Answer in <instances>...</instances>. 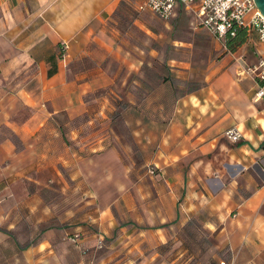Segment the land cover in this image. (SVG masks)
<instances>
[{"label":"crops","instance_id":"0c3cea01","mask_svg":"<svg viewBox=\"0 0 264 264\" xmlns=\"http://www.w3.org/2000/svg\"><path fill=\"white\" fill-rule=\"evenodd\" d=\"M145 1L0 0V229L24 264H175L161 248L194 219L210 246L184 264H264V80L247 71L264 42L212 58L195 4L162 20ZM147 57L169 73L136 104L117 60ZM124 113L141 119L125 148Z\"/></svg>","mask_w":264,"mask_h":264},{"label":"rangeland","instance_id":"374dc122","mask_svg":"<svg viewBox=\"0 0 264 264\" xmlns=\"http://www.w3.org/2000/svg\"><path fill=\"white\" fill-rule=\"evenodd\" d=\"M250 16H251V12L246 13L244 15V20L246 22L249 21ZM118 24L120 29L130 32V34L138 30L137 25L133 24L132 21L130 20L129 14L121 15ZM195 25L198 28H200L201 31L207 34L204 27L201 26V24H198V22H196ZM156 29H162V27L157 23ZM251 31L252 30H250V33ZM199 36L200 39L203 40L202 36L201 35ZM207 36H209V38L206 39L205 41L211 51L212 58L221 56L222 52H224L226 49L224 41L216 38L215 36H212L209 33L207 34ZM177 37L191 38L188 35L187 36L180 35ZM130 41L135 43L137 40L130 38ZM146 41L149 42L150 38H147ZM206 54L207 53L204 52V55H202L201 51L196 50L194 58L196 61L201 62V60H204L205 58L204 56H206ZM206 57H208V54ZM160 62L161 61L158 59L154 61V60H150L149 57H147L144 60L143 65L140 68L135 69L129 67L127 62L122 61L121 59L117 60L118 66L121 68L120 77L123 78L125 76L124 78H126L130 83V85L127 87L126 85L123 84V88L121 89L120 94L123 95L124 91H126L127 94H129V97L132 96L134 102L136 104H139V101L142 98L141 91L149 89L150 86H153L155 83H157V81L161 77H165L169 73V68L164 65L165 62L164 63L163 61L162 63ZM202 70H203V66H196L194 68L193 74H191L190 76L186 75V78L188 79L185 78L186 80L184 81L181 87H185V88L196 87L197 84L201 82V78L203 76ZM131 84H133L132 86L134 87H131ZM117 106L119 107V109L124 108L125 107L124 100L123 99L119 100ZM128 116H129L128 114L125 115L124 113L123 117L121 115V117L116 118L117 120L115 121L113 118V123L115 122L114 123L115 126L119 127L118 132L121 135L120 142L121 144H123L124 148L125 146L129 147L130 142H132L130 140L131 136H129L131 129L129 130V128L133 126L134 127L139 126V124H141V119L137 120L139 124L136 125L134 123V120L132 118H129ZM138 162L140 161L138 160ZM26 227L27 229H29L28 224ZM30 228L32 232L35 233L39 229V227L35 226V224L30 226ZM207 234H208L207 229L201 226L198 220L194 219L191 223H188L186 226L179 227L178 229H176L175 235L177 236L178 240L175 241L176 243L175 248H173L172 251L170 249V253H167L168 247L164 245L163 248H161V252L165 254L164 257H166L167 259H172V260L175 259V264H179L180 262L184 264V261L186 260L185 254H182L184 250L191 251L194 257L198 259L197 256L203 253V251H206L210 246V242L209 239L207 238ZM31 240L33 241L35 239L32 238ZM22 245L23 243H20V246ZM179 250L180 252H178ZM174 253L176 254L174 255ZM91 254L92 255L90 257V262H93L92 260L94 259L93 256L95 253H91ZM221 259H223V257ZM23 260H24L23 255L20 249L18 248L17 244L15 243V240H13L12 236L9 237L7 234H5L3 232V229H0V264H24ZM194 260L195 259H193V261ZM218 264H220V261L218 262Z\"/></svg>","mask_w":264,"mask_h":264},{"label":"built area","instance_id":"2783aa9c","mask_svg":"<svg viewBox=\"0 0 264 264\" xmlns=\"http://www.w3.org/2000/svg\"><path fill=\"white\" fill-rule=\"evenodd\" d=\"M186 6L196 5L198 7L199 22L201 26L218 39L225 42L227 36H233L236 28L247 27L255 30L259 39L264 42V18L261 15L254 0H146L138 9L151 10L158 18L168 19L174 12L177 2ZM251 12L249 21L244 20V15ZM254 76L264 80V60L260 59L255 66L248 67ZM256 98L264 96V87L256 90ZM224 138L233 142L240 140V135L235 127H230L223 133ZM101 239L97 241L100 246ZM220 264H224L220 261Z\"/></svg>","mask_w":264,"mask_h":264},{"label":"trees","instance_id":"16d2710c","mask_svg":"<svg viewBox=\"0 0 264 264\" xmlns=\"http://www.w3.org/2000/svg\"><path fill=\"white\" fill-rule=\"evenodd\" d=\"M250 30L247 27H239L234 31L233 36H227L225 39V47L229 51H236L249 37Z\"/></svg>","mask_w":264,"mask_h":264},{"label":"water","instance_id":"95a60500","mask_svg":"<svg viewBox=\"0 0 264 264\" xmlns=\"http://www.w3.org/2000/svg\"><path fill=\"white\" fill-rule=\"evenodd\" d=\"M255 5H257V8L259 9L261 15L264 18V0H254Z\"/></svg>","mask_w":264,"mask_h":264}]
</instances>
